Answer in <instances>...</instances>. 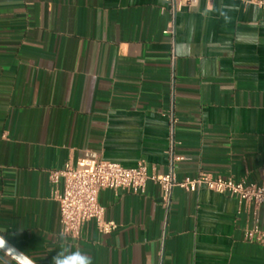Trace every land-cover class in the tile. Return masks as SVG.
Listing matches in <instances>:
<instances>
[{
	"label": "crops",
	"instance_id": "obj_1",
	"mask_svg": "<svg viewBox=\"0 0 264 264\" xmlns=\"http://www.w3.org/2000/svg\"><path fill=\"white\" fill-rule=\"evenodd\" d=\"M86 157L262 183L264 9L0 0V235L36 264L65 243L93 264H264L248 236L255 209L207 187H176L168 202L153 180L143 193L102 189L117 228L63 234L49 171ZM0 264L16 260L0 252Z\"/></svg>",
	"mask_w": 264,
	"mask_h": 264
},
{
	"label": "built area",
	"instance_id": "obj_2",
	"mask_svg": "<svg viewBox=\"0 0 264 264\" xmlns=\"http://www.w3.org/2000/svg\"><path fill=\"white\" fill-rule=\"evenodd\" d=\"M174 13L184 8H191L198 0H165ZM264 9V0H245ZM49 180L55 189L59 202L63 234L79 238L87 221H95L102 233H111L117 228L114 220L105 218V207L99 201L102 189H125L143 193L147 182L153 180L160 184L163 199L169 201L173 190L181 187L196 192L201 187L236 197L240 205L255 209V226L248 231V236L264 245V181L262 183L236 180L212 173L201 172L195 177L179 180L174 171L165 174H150L145 161L134 167L96 157H86L76 163L68 162L61 169L49 171ZM61 184H63L62 189ZM263 210L262 226H259L258 211Z\"/></svg>",
	"mask_w": 264,
	"mask_h": 264
},
{
	"label": "clouds",
	"instance_id": "obj_3",
	"mask_svg": "<svg viewBox=\"0 0 264 264\" xmlns=\"http://www.w3.org/2000/svg\"><path fill=\"white\" fill-rule=\"evenodd\" d=\"M196 0H194V3ZM207 9H205V15ZM225 21L230 20V17L221 11ZM3 233V232H0ZM59 251L52 257V264H93L92 258L80 248H75L70 244H62L58 247ZM0 252L10 255L16 260V264H35V262L25 253L17 252L14 248L7 246V241L3 235H0Z\"/></svg>",
	"mask_w": 264,
	"mask_h": 264
},
{
	"label": "water",
	"instance_id": "obj_4",
	"mask_svg": "<svg viewBox=\"0 0 264 264\" xmlns=\"http://www.w3.org/2000/svg\"><path fill=\"white\" fill-rule=\"evenodd\" d=\"M7 241V240H6ZM7 246H10L12 248H14L17 252H21L19 251L17 248H15L13 245H11L8 241H7ZM22 253V252H21ZM36 264V263H35Z\"/></svg>",
	"mask_w": 264,
	"mask_h": 264
}]
</instances>
